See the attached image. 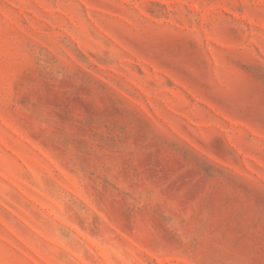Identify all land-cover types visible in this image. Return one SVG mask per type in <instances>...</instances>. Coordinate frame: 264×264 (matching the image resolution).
I'll list each match as a JSON object with an SVG mask.
<instances>
[{
  "label": "rangeland",
  "instance_id": "1",
  "mask_svg": "<svg viewBox=\"0 0 264 264\" xmlns=\"http://www.w3.org/2000/svg\"><path fill=\"white\" fill-rule=\"evenodd\" d=\"M0 264H264V0H0Z\"/></svg>",
  "mask_w": 264,
  "mask_h": 264
}]
</instances>
